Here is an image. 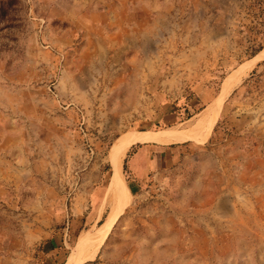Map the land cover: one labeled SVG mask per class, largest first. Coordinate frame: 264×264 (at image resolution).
<instances>
[{"label": "rangeland", "instance_id": "374dc122", "mask_svg": "<svg viewBox=\"0 0 264 264\" xmlns=\"http://www.w3.org/2000/svg\"><path fill=\"white\" fill-rule=\"evenodd\" d=\"M262 50L264 0H0V264H64L115 207L114 145L213 105L142 179L129 147L82 264H264V57L224 95Z\"/></svg>", "mask_w": 264, "mask_h": 264}, {"label": "bare ground", "instance_id": "6f19581e", "mask_svg": "<svg viewBox=\"0 0 264 264\" xmlns=\"http://www.w3.org/2000/svg\"><path fill=\"white\" fill-rule=\"evenodd\" d=\"M263 57L264 50H262L254 59L248 61L239 70H237L236 73L233 74L232 80L228 81L225 84L226 94L224 95H227L229 90L235 87L234 83L240 81L241 77L244 76L246 72L249 71ZM236 75L238 76L236 77ZM220 109V106L219 108H217L216 105H213L189 129L186 130H182L179 132L162 131L158 133H136L131 134L123 140L117 142L114 145V149L112 152L113 160L116 166V172L109 185V192L116 195L114 202L115 207H118L119 203L128 204L129 202V194L124 185L120 171L122 158L124 157L129 147L136 143H156L168 145L204 138L208 135L209 131L216 122ZM115 207L114 209H112L109 215V221L103 226L106 227L107 225H109L111 219L115 217L116 213L118 212L117 208ZM103 226L94 236L80 241L77 245L76 250L72 252L68 260L64 264H82L83 262L93 257L101 247L107 234V229Z\"/></svg>", "mask_w": 264, "mask_h": 264}, {"label": "crops", "instance_id": "0c3cea01", "mask_svg": "<svg viewBox=\"0 0 264 264\" xmlns=\"http://www.w3.org/2000/svg\"><path fill=\"white\" fill-rule=\"evenodd\" d=\"M162 122L166 125L172 123L174 115L163 110ZM167 113V114H165ZM167 145H159L156 143L142 144L130 159V169L135 179H142L146 174L156 165L166 164L168 161V150L165 149ZM155 155V156H152Z\"/></svg>", "mask_w": 264, "mask_h": 264}]
</instances>
